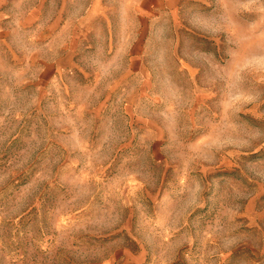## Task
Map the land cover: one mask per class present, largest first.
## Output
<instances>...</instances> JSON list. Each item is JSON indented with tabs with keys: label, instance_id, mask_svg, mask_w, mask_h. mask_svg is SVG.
I'll list each match as a JSON object with an SVG mask.
<instances>
[{
	"label": "rangeland",
	"instance_id": "1",
	"mask_svg": "<svg viewBox=\"0 0 264 264\" xmlns=\"http://www.w3.org/2000/svg\"><path fill=\"white\" fill-rule=\"evenodd\" d=\"M135 27L125 72L118 39L0 56V264H264V0Z\"/></svg>",
	"mask_w": 264,
	"mask_h": 264
},
{
	"label": "crops",
	"instance_id": "2",
	"mask_svg": "<svg viewBox=\"0 0 264 264\" xmlns=\"http://www.w3.org/2000/svg\"><path fill=\"white\" fill-rule=\"evenodd\" d=\"M158 5L159 0H0V56H26L28 82H36L37 40H47V63L40 69L57 78L77 56L92 53L90 40L108 48V40L118 39L123 71H129L131 40L139 37L133 23L146 22Z\"/></svg>",
	"mask_w": 264,
	"mask_h": 264
}]
</instances>
